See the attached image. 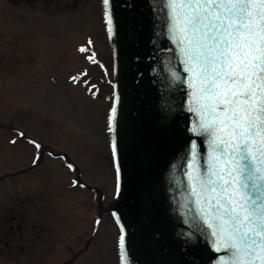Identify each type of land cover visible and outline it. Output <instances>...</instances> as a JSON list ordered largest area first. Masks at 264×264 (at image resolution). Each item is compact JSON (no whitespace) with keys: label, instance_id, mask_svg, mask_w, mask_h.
Listing matches in <instances>:
<instances>
[{"label":"rangeland","instance_id":"1","mask_svg":"<svg viewBox=\"0 0 264 264\" xmlns=\"http://www.w3.org/2000/svg\"><path fill=\"white\" fill-rule=\"evenodd\" d=\"M100 2L20 0L17 10L0 0V264H121L105 134L112 76L79 53L90 38L111 73ZM85 70L87 87L71 81ZM18 132L66 154L97 190L73 189L77 173L48 148L33 166L34 150Z\"/></svg>","mask_w":264,"mask_h":264},{"label":"snow or ice","instance_id":"2","mask_svg":"<svg viewBox=\"0 0 264 264\" xmlns=\"http://www.w3.org/2000/svg\"><path fill=\"white\" fill-rule=\"evenodd\" d=\"M148 7L155 36L172 45L165 53L168 85H179L185 114L176 122L168 161L170 182L181 191L180 215L191 229L182 234L191 257L185 264H264V0H149ZM103 20L111 40L116 34L113 0H103ZM173 51L182 73L172 67ZM100 67L105 75L118 71ZM87 76L85 70L71 80H83L87 87ZM108 83L113 99L106 133L112 196L118 200L125 190L129 138L120 119L118 85ZM161 110L177 111L167 104ZM17 136L33 148L32 165L38 166L44 145L23 132ZM59 158L78 173L74 163ZM71 187L88 185L77 176ZM111 214L120 226V262L128 264L125 226L115 211Z\"/></svg>","mask_w":264,"mask_h":264},{"label":"water","instance_id":"3","mask_svg":"<svg viewBox=\"0 0 264 264\" xmlns=\"http://www.w3.org/2000/svg\"><path fill=\"white\" fill-rule=\"evenodd\" d=\"M148 5L149 0H113L116 34L110 46L113 67L118 69L113 84L122 98L120 119L129 151L125 190L114 199L111 212L125 226L128 264H185L191 257L182 234L191 229L180 215L181 191L170 182L168 170L176 122L185 114L180 110L179 85H168L165 53L172 45L155 36ZM172 67L182 73L174 51ZM162 104L177 111L165 114Z\"/></svg>","mask_w":264,"mask_h":264},{"label":"flooded vegetation","instance_id":"4","mask_svg":"<svg viewBox=\"0 0 264 264\" xmlns=\"http://www.w3.org/2000/svg\"><path fill=\"white\" fill-rule=\"evenodd\" d=\"M30 1V0H29ZM101 0H99V2H100ZM14 7L17 9V10H19V9H21V4H20V0H18V2L16 1V0H14ZM101 3V2H100ZM99 3V4H100ZM89 41H92L90 38H89ZM91 46H93V43L91 42ZM93 52V51H92ZM94 53V52H93ZM92 53V54H93ZM95 54V53H94ZM92 64H94L95 66H97L99 69H101V71H102V74L103 75H105V71H104V68H101L100 67V63H99V61L97 60V61H94V62H92ZM106 83H108V82H106ZM109 84V83H108ZM84 92L86 93V94H88L89 92H86L85 90H84ZM98 92H95L94 94H97ZM108 109H110V107L108 108ZM107 113H108V111H107ZM106 118V117H105ZM106 125V124H105ZM105 134H106V137H107V143H108V135H107V133H106V126H105ZM48 148V150L49 151H51L52 152V154L53 155H51L50 157L51 158H54V159H58L59 157H62V156H64V157H66L67 159H68V157H67V155L66 154H57V153H54L51 149H50V147L49 146H46V148H44V150H43V152L46 150ZM49 153V152H48ZM109 153H110V151H109ZM77 168V167H76ZM77 176L79 177L80 176V174H79V171H78V173H77ZM87 188H89V189H91V190H97L95 187H87ZM99 193H100V204H101V200H102V198H103V194H102V192L101 191H99Z\"/></svg>","mask_w":264,"mask_h":264}]
</instances>
